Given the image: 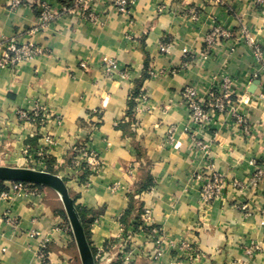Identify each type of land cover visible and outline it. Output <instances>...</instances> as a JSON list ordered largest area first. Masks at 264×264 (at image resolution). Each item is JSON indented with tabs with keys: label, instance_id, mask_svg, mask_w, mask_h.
I'll return each mask as SVG.
<instances>
[{
	"label": "crops",
	"instance_id": "crops-1",
	"mask_svg": "<svg viewBox=\"0 0 264 264\" xmlns=\"http://www.w3.org/2000/svg\"><path fill=\"white\" fill-rule=\"evenodd\" d=\"M37 1L62 6L60 0H27L12 8L10 0H0V42L15 38L41 49L15 68L0 69V166L32 168L28 161L39 159L43 148L41 169L50 161L75 205L86 211L96 264L121 262L119 245L112 243L121 235L132 245L126 264H264V181H251L264 167V8L252 0H133L125 16L110 6L112 0H93L95 24L72 8L32 34ZM214 22L231 36L220 38L204 58ZM108 60L119 64L111 76L101 71ZM146 69L157 77L144 76ZM222 74L233 80L232 101L246 102L234 105L250 131L221 113L205 130V155L189 138L180 91L209 87ZM136 86L147 102L133 100L130 109ZM36 109L44 111V120L16 116ZM87 140L101 162L91 177L72 164V147ZM210 172L222 176L223 186L205 205L200 188ZM9 183L2 182L5 192ZM37 189L10 198L0 193V264H80L57 193ZM143 207L161 229L159 261L153 242L137 229ZM6 213L16 218L15 228ZM31 231L40 237H30ZM44 237L51 239L46 263L38 258Z\"/></svg>",
	"mask_w": 264,
	"mask_h": 264
},
{
	"label": "built area",
	"instance_id": "built-area-1",
	"mask_svg": "<svg viewBox=\"0 0 264 264\" xmlns=\"http://www.w3.org/2000/svg\"><path fill=\"white\" fill-rule=\"evenodd\" d=\"M93 0H73L72 8H79L83 11V16L86 21L91 24H95L99 20V14L95 10L94 6H91ZM255 4L260 5L264 8V0H252ZM27 0H10V5L12 8H18L26 4ZM133 0H112L111 5L119 14L128 16L130 13V6ZM38 8V14L36 16V23L30 29V33H40L47 30L54 21H56L64 12L69 11L72 8H66L61 6L60 8H55L51 6L46 1L35 2ZM231 34L226 31L221 24L214 22L211 26L210 31L205 36L203 57H208L214 50L216 42L220 38H229ZM254 55L257 60L262 59V52L257 47L254 46ZM168 50V47H165ZM41 53V49L34 45L33 43H19L15 38H10L7 41L0 42V69L1 68H15L21 63L31 60L32 58L38 56ZM79 66L82 69H86L85 63L81 62ZM119 69V64L115 60H108L104 62L101 66V71L105 76L114 75ZM175 71L173 70L172 73ZM124 75V73H123ZM148 76L155 78L157 73L155 71H148ZM180 96L184 101L188 109V119L190 127L187 129L189 138L192 145L200 152L206 153L208 148V143L204 139L205 130L208 129L211 124H213L221 113L227 112L234 120V123L240 127V129L245 133H249V125L247 118L238 112V109L234 105L237 103L246 102L238 98L235 102L232 101L234 97L233 90V80L228 74H222L219 80L212 83L211 86L202 89L199 85H188L182 88L180 91ZM138 103L146 104L147 96L141 92L137 97H134ZM16 116L19 121L23 122H35L37 119L44 120L46 115L44 111L36 109L32 112H27L23 110L16 111ZM41 116V117H40ZM95 128V127H94ZM172 140V136L169 137ZM48 142L51 143V139L47 138ZM74 156L72 157L73 167L86 172L88 177L97 174L101 168V162L99 160L98 153L93 150L89 144V141L83 143H78L72 147ZM39 159L36 161H31L28 163L32 168L37 170L39 166L44 167V154L43 148L38 149ZM206 155V154H205ZM33 162V163H32ZM210 169L211 165H207ZM42 170V169H39ZM203 174H198L196 179H202ZM76 179V178H75ZM78 180V179H76ZM251 181L257 183L259 181H264V167H259L253 174ZM223 186L222 176L218 173L210 172L206 181L200 188V200L203 204H208L213 198H215L220 189ZM117 186L113 187L115 190ZM9 193L12 194H30L34 195L38 193L36 185L22 182H10L9 192H3L2 197L10 198ZM6 221L13 226H17L16 218L12 217L9 213L5 214ZM139 225L137 227L138 231L144 233V235L150 239L154 244V254L153 259L159 261L164 252L163 236L161 234V229L154 225L152 211L148 207H143L139 216ZM56 230H59L56 228ZM61 230V229H60ZM30 237L38 238L40 237L39 231H31ZM50 237H44L38 249V258L43 263L47 260V244L50 241ZM130 237L124 238L123 235L119 236L116 243L119 245V255L121 256V262L119 264H126L131 260V248Z\"/></svg>",
	"mask_w": 264,
	"mask_h": 264
},
{
	"label": "water",
	"instance_id": "water-1",
	"mask_svg": "<svg viewBox=\"0 0 264 264\" xmlns=\"http://www.w3.org/2000/svg\"><path fill=\"white\" fill-rule=\"evenodd\" d=\"M0 182L29 183L55 191L62 203L63 211L71 228L80 264H96L84 227L76 210V205L62 178L44 170L0 166Z\"/></svg>",
	"mask_w": 264,
	"mask_h": 264
},
{
	"label": "trees",
	"instance_id": "trees-1",
	"mask_svg": "<svg viewBox=\"0 0 264 264\" xmlns=\"http://www.w3.org/2000/svg\"><path fill=\"white\" fill-rule=\"evenodd\" d=\"M60 3L62 4V6L66 7V8H72V6H73V0H60ZM146 71H147V69L145 70L144 76L148 75V74H146ZM138 90H139L138 86H136L135 89L133 90L132 100H130V102H129L130 109H132V107L134 106L133 97H136L139 95ZM46 171L54 174V171L52 170L50 161L48 162V166L46 167ZM5 191H6V187L2 184V182H0V193H3ZM76 210L79 214L80 220H81L83 227H84V230H85L86 237L88 239V232L86 230V222L84 220L85 215H86V211L79 206H76ZM137 224H138V221H137V223H135V225H137Z\"/></svg>",
	"mask_w": 264,
	"mask_h": 264
},
{
	"label": "rangeland",
	"instance_id": "rangeland-1",
	"mask_svg": "<svg viewBox=\"0 0 264 264\" xmlns=\"http://www.w3.org/2000/svg\"><path fill=\"white\" fill-rule=\"evenodd\" d=\"M13 167V166H12ZM23 167V166H22ZM40 167V166H39ZM39 167H37V168H39ZM30 168V167H29ZM32 169H36V168H32ZM40 169H41V167H40ZM39 170V169H38ZM7 183V182H6ZM37 187V186H36ZM64 213V212H63ZM64 215H65V213H64ZM65 222H66V224H67V227H69V229L71 230V228H70V226H69V223H68V221H67V219H66V216H65Z\"/></svg>",
	"mask_w": 264,
	"mask_h": 264
}]
</instances>
